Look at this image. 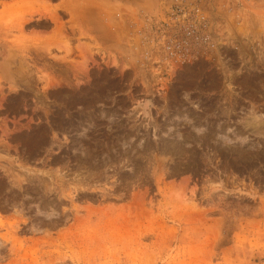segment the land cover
I'll return each instance as SVG.
<instances>
[{"label":"rangeland","instance_id":"1","mask_svg":"<svg viewBox=\"0 0 264 264\" xmlns=\"http://www.w3.org/2000/svg\"><path fill=\"white\" fill-rule=\"evenodd\" d=\"M168 2L0 0V264H264V0L170 70L137 46Z\"/></svg>","mask_w":264,"mask_h":264},{"label":"built area","instance_id":"2","mask_svg":"<svg viewBox=\"0 0 264 264\" xmlns=\"http://www.w3.org/2000/svg\"><path fill=\"white\" fill-rule=\"evenodd\" d=\"M236 0H169L159 14H143L137 29L140 63L176 69L214 60L226 43L215 11L232 10Z\"/></svg>","mask_w":264,"mask_h":264},{"label":"bare ground","instance_id":"3","mask_svg":"<svg viewBox=\"0 0 264 264\" xmlns=\"http://www.w3.org/2000/svg\"><path fill=\"white\" fill-rule=\"evenodd\" d=\"M34 12V11H33ZM85 14H87V13H85ZM29 15H31V14H29ZM49 15H50V13H49ZM83 15V14H82ZM43 16V15H42ZM83 16H85V15H83ZM87 16V15H86ZM33 17V15H31V18ZM25 18V17H24ZM27 18V17H26ZM28 19H29V17H28ZM38 19V18H37ZM47 19V18H46ZM29 20H31V19H29ZM35 20V19H34ZM22 21V20H21ZM4 48V47H3ZM46 48V47H45ZM37 52V54H35V56H38V55H40L39 54V51L38 50H36ZM6 54V55H8V57L7 58H4L3 60H1L0 59V64L2 65V67H4L5 68V71H9V63H10V61L12 60L11 58L13 57V56H15V52H14V50H11V49H0V56H2L3 54ZM20 54H21V51H20ZM28 56V55H27ZM26 57V56H25ZM29 57V56H28ZM36 58V57H35ZM7 59V60H6ZM22 59H23V57H22ZM21 59V60H22ZM38 60H39V57H38ZM3 61V62H2ZM24 61V60H23ZM25 62V61H24ZM52 62V61H51ZM7 63V64H6ZM35 63V62H34ZM21 65V64H20ZM11 69V68H10ZM22 185V184H21ZM19 226V225H18ZM9 237H3V236H0V252L2 251V248H4L5 246H6V242H8L9 241ZM1 254V253H0Z\"/></svg>","mask_w":264,"mask_h":264}]
</instances>
